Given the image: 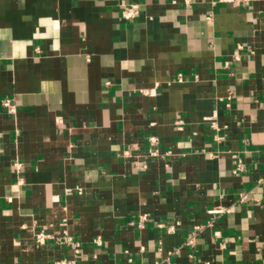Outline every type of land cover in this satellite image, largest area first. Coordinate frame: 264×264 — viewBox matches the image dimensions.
Listing matches in <instances>:
<instances>
[{"label": "crops", "instance_id": "obj_1", "mask_svg": "<svg viewBox=\"0 0 264 264\" xmlns=\"http://www.w3.org/2000/svg\"><path fill=\"white\" fill-rule=\"evenodd\" d=\"M61 259L264 264L263 0H0V264Z\"/></svg>", "mask_w": 264, "mask_h": 264}, {"label": "built area", "instance_id": "obj_2", "mask_svg": "<svg viewBox=\"0 0 264 264\" xmlns=\"http://www.w3.org/2000/svg\"><path fill=\"white\" fill-rule=\"evenodd\" d=\"M220 1L227 2V3L229 2L230 3V2L240 1V0H220ZM241 1H248V0H241ZM263 3H264V0H263ZM134 11H135V9H134V6L133 5H127V6L123 7L122 17L124 19H126V20L131 19L134 16ZM2 104H3L4 107H7V108L10 107L9 104H8V101H6V100L3 101ZM10 111H13V109H11ZM149 142H150L151 146H154L155 143H156V140H155V138H149ZM150 152H151L152 155L156 154V150L155 149H151ZM215 212L216 213H221V212H223V210H217ZM201 228L202 227L199 226V227L196 228V230L199 231ZM215 234H218V232H216ZM45 237H46V235H43L42 233H39L36 236L37 241L39 243L42 242ZM75 247H77L76 244H75ZM54 264H74V262L71 261V260H67V259H61V260L56 261Z\"/></svg>", "mask_w": 264, "mask_h": 264}]
</instances>
